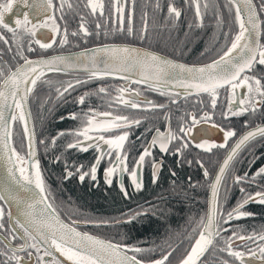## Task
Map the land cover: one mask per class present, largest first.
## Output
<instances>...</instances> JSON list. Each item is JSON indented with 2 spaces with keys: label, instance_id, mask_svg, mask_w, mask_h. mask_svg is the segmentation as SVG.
I'll return each mask as SVG.
<instances>
[{
  "label": "snow or ice",
  "instance_id": "obj_1",
  "mask_svg": "<svg viewBox=\"0 0 264 264\" xmlns=\"http://www.w3.org/2000/svg\"><path fill=\"white\" fill-rule=\"evenodd\" d=\"M24 2L30 11L24 13L23 22L17 16L15 28L5 22V13L12 11L13 0L0 3V26L12 33L14 43L20 39L17 53L13 57L16 61L15 66L12 67L5 62L6 73L4 68H0V165H2L0 166V202H2L0 203V264H23L21 255L23 253H27L29 258L35 255L37 257L35 264H173L171 257L175 255L179 245L168 242L171 229H169V238H162L163 246L153 243L142 247L137 243L125 242L123 238L106 239L89 231H81L79 227L80 225L119 227L120 224L140 216L142 213L139 211L127 210L119 214L120 218L88 216L83 219H72L69 216L67 221L63 219L54 198L50 200L51 189L47 185L40 159L37 157V144L44 145L47 152L49 147L55 145L57 137L69 135L72 137L71 142L65 143L64 148H77L82 151L89 147L95 148L96 154L88 172L83 170L84 165L73 164L78 178L83 181L86 175H90L91 179L95 180L99 163L107 157V166L103 169L105 183L112 185L115 176L120 192L127 197L128 192L119 179L120 175L127 172L131 186L137 190L142 188L143 184L138 172L146 158L152 157L153 148H158L161 153L174 151L179 156L182 149L187 147L181 135L187 131L184 125H180L179 132H174L170 126H166L163 131L157 128L147 144L138 151V155H134V163L129 169L127 161L130 153L127 149V141L131 126L140 125L147 117H132L127 114H116L113 111L101 112L96 108L88 107L80 112L68 113L70 118H76L80 123L76 128L68 129L66 132L57 131L46 143L43 137L37 139L35 126L30 127L32 119L30 102L38 98V92L45 85L50 89L55 85L54 98L60 99L74 85H81L96 78L119 75L125 81L135 78L137 83L147 85L151 90L167 96L168 101L155 103L145 99L141 103L138 102L139 93L136 89L130 90L132 99H129L125 95L128 91L126 86H119L116 89L117 94L109 97L110 101H115V104H108L110 109L117 105L131 109H164L168 102L177 103L178 94L174 95L172 88L169 87V85H177L183 89L185 97L192 93L207 94L213 109L216 108L220 89H225L229 94L228 109L222 113L225 118L230 115L240 116L250 111L254 113L256 109L264 106V0H260L259 4L255 0H225L223 4L219 3V0L211 4L209 0H205L204 12L201 11L200 0H190L195 9L196 26L203 27V16L211 12L215 20L214 31L219 30L215 41V44L219 45L215 58L200 64L178 63L149 48L134 47L127 43L97 45L91 50V54L89 50L83 49L79 53L38 55L35 58L26 56L22 34L36 36L37 28L49 29L51 39H47V35L41 32V38L36 39L35 42L41 49L50 48L57 40V34L60 33V25L53 14L59 12L60 19L64 20L63 9L65 7L71 9L73 5L69 0H60L59 4L55 3V0H24ZM86 7L93 15L99 12L100 17L105 16L103 0H87ZM152 7L161 9L162 5L157 0ZM133 8L134 5L126 9L124 3L111 0L112 16L119 14L121 34L124 33L125 18L127 19L126 35L131 36L133 33ZM222 10L228 14L227 21L222 15ZM147 15V11L144 10L143 26L138 34L141 41L146 38L151 39L148 35ZM180 16L181 9L175 7L169 0L165 19H171L172 26H175ZM226 22L227 29L224 28ZM191 27L192 24L189 23V28ZM96 28L99 35V23L96 24ZM16 29H20V32L18 33ZM104 31L107 37L109 35L107 20ZM117 31L116 20L113 18L111 32L115 34ZM221 33L224 37L223 41L219 39ZM81 34L85 38L88 35V29L83 22L80 23L78 32L75 30L71 32L73 37ZM0 40L8 43L3 34H0ZM31 43L29 40L28 52L33 51ZM67 43L68 30L65 26L64 31L59 35V44ZM76 70L83 71V78L73 76L63 83L53 81L45 75L46 72L69 73ZM241 87L246 91L239 99V106L233 109V101L236 99L235 90ZM95 92L106 93L107 89L100 86ZM92 94L85 91L83 95L76 97V101L83 104L86 97ZM40 99V107L43 110V105L49 98ZM200 103L203 104V101ZM164 116L166 120L170 119L169 113L165 112ZM189 116L197 122L195 115L189 114ZM212 116V111H204L199 122H207ZM15 122L22 126L20 149L13 141ZM248 125L249 121L245 119L242 123L245 131L235 139L214 174L204 167L202 161L197 160L207 182V195L203 208L189 217L187 235L181 241V243L187 242L186 247L176 257L174 264H209V255L225 252L239 264H245L244 257H251L254 253L236 249L233 238L244 241L251 239L253 235L260 241L258 251L262 254L261 264H264V230L241 236L231 223L233 220L254 215L253 212L244 210V206L254 198L260 204H264V189L249 195L245 193L243 187H240L242 198L232 206H229L227 201V193L232 186L253 182L257 177L264 178V164L256 168L251 177L247 172L236 174L233 171L229 174V169L241 149L258 136L264 138V124L251 128H248ZM213 126L223 132L224 143L217 145L215 140H202L196 145L198 148L207 151H211L213 147L224 148L229 138L235 136V129L232 127L222 129L219 124ZM173 141L180 146L170 148ZM60 159V155L55 156L56 161ZM188 163H191V160H188ZM161 166L162 161L153 159L151 163L153 183L157 180ZM63 173L65 180L74 174L69 170L67 161ZM172 175L175 173L173 172ZM229 175L230 182L227 179ZM222 187L225 191L223 197ZM5 206L8 209L6 224L3 221ZM31 250H35L34 253ZM218 264H230V261L220 257Z\"/></svg>",
  "mask_w": 264,
  "mask_h": 264
},
{
  "label": "flooded vegetation",
  "instance_id": "obj_2",
  "mask_svg": "<svg viewBox=\"0 0 264 264\" xmlns=\"http://www.w3.org/2000/svg\"><path fill=\"white\" fill-rule=\"evenodd\" d=\"M137 1L138 0H118L119 3L125 4L126 9L127 7L133 5L135 7ZM6 2L7 0H0V3H6ZM69 2L73 5V7L71 9H68L67 7L63 9L64 20L60 19L59 12L53 14L56 19V22L60 25V33H62L65 29V26H67L68 43L65 45H60L59 44L60 33H58L57 40L53 42L50 48L41 49L40 46L36 44L35 42L36 39L41 38L40 37L41 32L47 35V39H51V32L49 29L37 28L36 36H32L31 34L28 33H24L21 36L23 42V48L26 56L35 58L38 55L68 53V52L79 51L97 46L99 44H92L93 46H86L89 43L86 39L98 40L99 35H97L96 24L97 23L100 24L99 32L104 33L106 20H107V27L112 28L113 18H115L116 28L117 30H119V26H120L119 14L117 13L115 17L112 16L111 0H103L105 5V16L103 18L100 17L99 12H97L95 15L91 14L90 9L86 7L87 0H69ZM171 2L175 3L174 5L175 7L181 9V15L183 14L184 11L190 12L191 15L193 12H195L194 6L191 5L190 0H187V2L186 0H171ZM255 2L259 4L260 0H255ZM55 3L59 4L60 0H55ZM200 4H201V10H203L204 1L200 0ZM26 11H30V9L27 7L24 0H13V9L12 11L5 13V22L12 25L15 28V20L17 16H19L23 22V15ZM81 22H83L85 27L88 29L87 37L85 38L83 34L77 37H73L71 35V32L73 30L78 32L79 25ZM124 29H127L126 18L124 21ZM16 31L19 33L20 29H16ZM0 34H3L5 39H7L8 41V43L6 44L3 40H0V68H4L6 73L7 68L5 67V62H7V64L12 67L15 66L16 61L13 60V57L17 53V46L20 43V39H18L17 42L14 43L12 39V33L8 31V29L3 28V26H0ZM132 35H134V33H132ZM29 40H31L32 42L31 43V47L33 49L32 52H28ZM100 45H104V44H100ZM9 48H11V51H9ZM157 53L167 58L181 62L170 56L164 55V53L161 52H157ZM257 67H259V65H257ZM253 71L255 72L256 70L254 69ZM45 75L52 80L55 79L56 81L63 83L64 81L69 80L73 76H75L76 78H83L84 73H76V72L49 73L48 72L45 73ZM100 86L106 87L107 92L96 94L95 90ZM119 86H126L128 91H126L125 95L129 99H132V93L130 90L133 88L136 89L139 93V99H141V101L138 100V102L141 103L145 99L151 100L155 103H165L166 101H168L167 96L155 94L159 92L156 91L154 92L153 90L142 87L140 85H136L134 83L128 84L126 81L118 78L101 77V78H96L92 81H88L86 83H82L81 85H74L73 88L70 90L72 91L76 88L77 89L80 88L79 90H81L83 94L85 91L93 93L92 95L86 97L85 102L83 104H80L77 101H76L77 104H75L74 102L69 103L68 101L69 99H71V97H69L71 92L69 91L60 99L53 98L54 99L53 107L61 108L64 106H69L70 107L69 110H74L76 112H80L84 109H87L88 107H93L101 112L113 111L116 114H127L132 117H140V116L147 117V119L141 121L140 125L131 126L129 140L127 141V149L130 153L127 161L129 169H131L134 163V158H133L134 155H138V151L142 150V146L147 144V142L152 137V133L155 132L157 128L163 131L166 126H170V128L174 132H179V127L181 124H183L187 131L186 133H181V135H183V143H185L187 147L182 149V153L179 156H177V154L174 151H170L168 153H161L159 152L158 148H153L152 157L146 158L142 168L138 172V176L142 180V184H143L142 188L137 190L131 186V181L129 179L127 172L122 173L120 175L119 179L124 184L125 189L128 192L127 197H125L120 192L119 186L116 184L115 176L113 177L112 185H108L105 183L103 169L104 167L107 166V157L99 163L97 167L95 180H92L90 175H86L83 181H81L78 178V174L75 172L73 168V164L84 165L83 170L85 172H88L90 164L94 160L96 150L93 147H89L85 151H82L77 148H72V149L64 148L65 143L71 142L72 137L69 135L57 137V141L55 145L53 147H49L47 152L45 151V146L40 145L38 143L37 157L40 159L41 164H44V162L50 164L51 163L50 157L56 155L61 156V159L59 161L56 160L53 161L55 164H58L59 162L60 166L62 167L61 172L59 174L60 176L58 177L53 176L52 173H50V175H46L45 178L48 179V181L51 184V188L53 190L50 195V200L54 198L55 205L57 206L58 211L60 212L61 217L63 219L67 221L69 216H71L72 219H83L84 217L89 216L86 213L82 212L80 209H77L76 211V209L69 208V206L72 204L71 203L72 201L63 198L64 196L63 193L66 190L65 184L69 182L70 183L76 182L77 186H85L93 191H100L104 195L106 194L108 195L110 192H112L120 199L119 201L122 203L121 208L114 210L110 214H104L102 216L104 218H110V217L120 218L119 214L124 213L127 210H132L134 212L139 211L142 213L136 219L130 222L120 224L119 227H95L92 225L79 226L81 231H89L92 234L99 235L103 238L112 239V240L123 238L125 242L137 243L139 244V246L142 247L151 245L153 243L163 246L161 244L162 238H168L170 234H169L168 220L167 221L165 219L161 220L162 219L161 215L164 212V214H167V216L169 217L170 214L169 211H172L168 209L169 207H171L170 205L171 199L166 196L165 191L169 187L173 188L174 190H180V187L182 186V184H179L178 181L177 183L171 182L169 178L176 177V173H179L180 175L183 174L185 171H189V173L199 172L202 178L204 179L203 170L200 164L197 163V160L202 161L204 167L208 168L209 172L214 174L218 167V164L220 163L224 155H226V152L233 144L235 139L243 131H245V128L242 126L243 121L245 119L249 121L248 128L255 127L260 124H264V106H262V108L256 109L254 113L250 111L249 113H244L241 114L240 116L230 115L225 118L222 115V113L223 111L228 109L229 94L225 89L222 88L219 91V95L217 97V105L215 109L211 107L210 100L207 97V94L179 97L177 99L176 104H171L170 102H168L167 106L164 109H155V110L131 109L125 107L124 105H117L110 109L108 107V104L109 103L115 104V101H110L109 97L115 96L117 94L116 89ZM245 91L246 89L243 87L237 88L235 90L236 99L233 102L236 101L238 104L239 99L242 98ZM201 101H203V104L200 103ZM233 108H235V106ZM30 110H31V106H30ZM204 111H212L213 116L211 117V119L207 120V122H199L201 113ZM165 112L169 113V117H170L169 120L165 119L164 116ZM189 114L195 115L197 117V122H194L190 118ZM33 120L34 119L32 114L31 121L34 125ZM61 123L62 125L59 126V124ZM79 123L80 121L78 119L70 118L68 114H66L65 116H63V119H55V124L53 123L52 125L54 128L52 129V131L50 130L52 134L49 136H47L42 130L43 126L39 128H35L37 133V139L39 140V138L43 137L45 138L47 143L50 140V137L55 135L57 131L64 130L66 132L68 129L76 128ZM17 124L20 126L22 132V126L18 122L14 123V127ZM44 124H46V122ZM44 124L42 123L41 125ZM214 124H219L222 129H226L228 127L234 128L235 136L229 138L224 148L213 147L211 151L198 148L196 145L202 140H215L217 142V145H219L220 143H224L222 138L223 132L221 133L222 135L221 137L222 141H221V139L217 137L219 131L217 130V128L213 126ZM196 128L202 130H198L200 131L198 136H196V138L192 136L194 139L190 140L189 135ZM208 131H211L212 133L215 132L216 134L209 135L207 134ZM258 138L259 137H256L254 140ZM173 146L179 147L180 145L176 141H173L170 144V148H172ZM102 147H106V146L102 145ZM24 150L26 151V142L24 145ZM247 154L248 152L246 153L245 151L244 152L240 151V154L234 161L232 167L229 169V174H231L233 171H235L236 174H242L244 172H247L249 177H251L252 172H254L256 168L264 164V159L263 160L260 159L258 161L245 159ZM153 159L156 161H162V166L158 170V176L155 183H153L151 180V171H152L151 163ZM188 160H191V163H188ZM65 161H67V166L69 167V170H72L74 173L73 176L69 177L67 180L63 179V175H64L63 169L65 166ZM43 167L41 168L43 169ZM173 172L175 173V175H172ZM188 177L189 176H187V181L190 182V178ZM227 179H229L230 182V175ZM171 180H175V179H171ZM190 186L193 187L192 189L194 190L198 188V186L193 183L192 184L190 183ZM152 187L158 189L160 188L162 189L163 192L160 193V196L156 195L157 194L156 191L152 192V189H150ZM240 187H243L245 189V193L251 195L255 191H260L264 189V178L257 177L256 180L253 182H245L242 185L232 186L227 196L228 197L227 201L229 206L234 205L238 199L242 198V193L239 191ZM222 188H221V194H222ZM149 192H151L150 196L148 195ZM145 194L147 195L145 196ZM176 195L179 196L178 193H176ZM176 201H178V199H176ZM203 203H204L203 199H195L193 201L194 205H192V207L199 204L200 205L199 209H195L194 207L193 209L200 210L202 209ZM244 210L253 212L254 215L231 221L233 227L238 231V235L247 236L248 234L254 232L259 233L262 230H264V222L259 223L260 216L264 217V204H260L257 200L251 201L250 203L244 206ZM7 211L8 210L5 207V216L3 218L5 224L7 223V219H8ZM147 221L150 224H152L153 222L163 224L164 225L163 231L160 230L158 232H149L147 234L135 233L131 236H129L128 235L129 233L126 232L129 226H131L132 228L136 226L137 227L142 226ZM253 222H256V224H254ZM97 230H99V232ZM181 235H183L184 237L185 235H187V233L186 232L177 233L175 234V237L178 238ZM168 242L171 244L170 240H168ZM186 243H187L186 241L184 243L179 242L177 245L185 248ZM233 245L238 250L244 252L251 251L254 253V255L251 257L249 256L244 257L245 264H261L262 254L258 251L260 241L256 240L254 235L252 236L251 239H245L244 241L233 238ZM31 251L34 253L35 250H31ZM158 252H159V248L157 249V254ZM218 254L219 256H215L212 259H208L209 264H218V259L220 257H223L224 259H228L230 261V264H239V262L235 261L233 257L228 256L226 252L218 253ZM21 255L23 258V264H35V261L37 259L35 255H33L31 258L28 257L27 253H23Z\"/></svg>",
  "mask_w": 264,
  "mask_h": 264
},
{
  "label": "trees",
  "instance_id": "obj_3",
  "mask_svg": "<svg viewBox=\"0 0 264 264\" xmlns=\"http://www.w3.org/2000/svg\"><path fill=\"white\" fill-rule=\"evenodd\" d=\"M205 2V0H203ZM157 0H138L133 11V33L134 35L127 36L126 30L124 29V33L121 34L119 30L117 33L113 34L111 32V28L109 29V35L105 36L104 33L99 32L98 40L94 39H86L89 43L86 46H93L92 44H132L134 46H140L149 48L152 51L164 53V55L170 56L176 60L184 62L186 64H200V63H207L210 59L215 58V54L219 45L215 44L217 38V31H214L215 28V20L214 16L211 12L206 13L203 16V27H197L194 19V12H186L184 11L183 14L180 16L178 22L175 26H172V20L165 19L167 15V3L169 0H159V3L162 5L161 9H154L152 5L156 3ZM216 0H209V3H214ZM225 0H219V3L223 4ZM173 3V2H172ZM175 5V3H173ZM178 4V2H177ZM145 6H147L145 8ZM147 11V23H148V35L151 37L149 40L146 38L144 41H141L138 38L139 30L143 26L142 20V12ZM204 12L205 10H201ZM222 15L227 21V12L222 10ZM76 16V14H75ZM189 23L192 24V27L189 28ZM234 27V26H233ZM224 28H228L227 22L224 25ZM219 39L223 41L224 37L222 33L219 35ZM211 49V51H207ZM259 68V67H257ZM258 74V73H257ZM54 75V74H52ZM53 81H56L53 79ZM84 86V85H83ZM82 86V88H83ZM55 85L50 89L48 86H42L41 90L38 92V98L34 101L30 102L32 114H33V121L35 128H39L41 126L44 133L49 136L52 134V129L54 128L52 125L55 124V119H60V117L65 116L70 112H76L74 110H69V106H64L61 108H54L53 102L55 97L54 92ZM77 89V88H76ZM74 89L70 91L71 99L70 102H76V97L82 95V91L79 89ZM159 94L160 93H155ZM42 97H48L49 99L44 103L43 110H41L40 104ZM68 99V98H66ZM65 100V99H64ZM63 100V101H64ZM46 122V124H44ZM44 125H41V124ZM59 124V126H61ZM51 130V131H50ZM21 128L17 124L13 129V141L14 145L20 149L21 148ZM25 145V144H24ZM248 152L245 159L247 160H260L264 159V138L259 137L256 140L249 142L241 152ZM55 156L50 157V164L44 162L41 164L43 167L44 176L50 175L52 173L53 176H60V172L62 167L60 163L55 164ZM187 176L190 178V182L187 181ZM46 179V178H45ZM171 182H175L182 184V188L180 190H174L173 188H163L166 189L165 194L168 198L171 199V207L168 209L172 210L169 211V217L167 214L162 213L161 220H168L169 229H171V236L169 240L171 244H178L183 239V235L180 237H175L177 233H187V227L189 226V217L198 213L200 205L197 204L193 206V201L195 199H203L205 202L206 195H207V188H206V181L202 178L199 172L197 173H189V171H185L183 174L176 173V177L169 178ZM175 179V180H171ZM229 181V179H228ZM47 185L50 186L51 193L52 188L51 184L46 179ZM190 183L196 184L198 188L196 190L192 189L193 187L190 186ZM203 185V186H202ZM66 190L63 193V198L72 201L69 208L72 209H80L82 212L86 213L89 216L93 217H102L104 214H110L114 210L121 208L122 203L119 201L120 199L110 192L108 195L102 194L100 191H93L88 189L85 186H77L76 182H69L65 184ZM152 192L156 191V195L160 196V193L163 192L162 189L158 188H150ZM253 191V190H252ZM150 193L148 195L150 196ZM179 194V196L176 195ZM51 195V194H50ZM147 194H145L146 196ZM222 197L225 196L224 188H222ZM228 196V193H227ZM228 198V197H227ZM178 199V201H176ZM204 206V203H203ZM202 206V208H203ZM192 207V208H191ZM163 211V210H162ZM259 215V214H258ZM259 220V219H258ZM264 222V217L260 216L259 223ZM256 224V222H253ZM164 225L153 222L150 224L148 221L144 223L142 226L131 227L127 228L129 236L133 234H147L149 232H158L160 230L163 231ZM99 232V230H97ZM101 231V230H100ZM162 241V240H161ZM185 248L179 246L175 251V255L171 257V260L174 261L177 256H179ZM215 256H219L218 253H212L209 255L212 259Z\"/></svg>",
  "mask_w": 264,
  "mask_h": 264
},
{
  "label": "water",
  "instance_id": "obj_4",
  "mask_svg": "<svg viewBox=\"0 0 264 264\" xmlns=\"http://www.w3.org/2000/svg\"><path fill=\"white\" fill-rule=\"evenodd\" d=\"M40 37H41V35H40ZM130 46H133L132 44L130 45ZM95 47V46H94ZM94 47H90V48H87V50H89V54H91V50L94 48ZM134 47H140V46H134ZM81 50H79V51H74V52H68V53H79ZM60 54H67V53H60ZM101 56H103V54H101ZM161 56H163V55H161ZM163 57H165V56H163ZM165 58H167V57H165ZM168 59H170V58H168ZM173 60V59H172ZM175 61V60H174ZM178 62V61H177ZM178 63H182V62H178ZM185 64V63H184ZM73 72H76V73H83V71L82 70H76V71H70L69 73H73ZM46 73H48V72H46ZM60 73V72H59ZM61 73H64V72H61ZM109 77H113V78H118V79H122V77L121 76H119V75H116V76H109ZM123 80V79H122ZM125 81V80H124ZM128 84H130V83H134V84H136V85H140V86H142V87H146V88H148V86L147 85H144V84H139V83H137L136 82V80H135V78H133V79H131V80H129V81H126ZM169 87H171L172 88V90H173V93H174V95L175 94H178V97H185L184 96V94H183V89L182 88H180L179 86H177V85H169ZM150 89V88H149ZM203 94V93H202ZM195 95H197V94H195V93H192V94H190L189 96H195ZM200 95V94H199ZM140 101H141V99H139ZM238 107L239 106V103L237 104V102L235 101V102H233V107ZM234 109V108H233ZM32 120V119H31ZM33 125V123H32V121L30 122V127ZM198 130H202V129H194L191 133H190V135H189V139L190 140H193L194 138L192 137V136H194L195 138H196V136H198V134L200 133V131H198ZM218 131H219V134H217V137L219 138V139H221V137H222V135H221V133H222V131L220 130V129H217ZM205 133V132H204ZM207 134H209V135H212V134H216L215 132H211V131H208V133ZM239 137V136H238ZM237 137V138H238ZM259 137V136H258ZM223 138V137H222ZM221 141H222V139H221ZM224 141V140H223ZM234 143V142H233ZM26 150H27V148H26ZM0 166H2V165H0ZM256 199L254 198L252 201H255ZM6 207V206H5ZM7 208V207H6ZM8 210V209H7ZM80 226H84V225H80Z\"/></svg>",
  "mask_w": 264,
  "mask_h": 264
}]
</instances>
